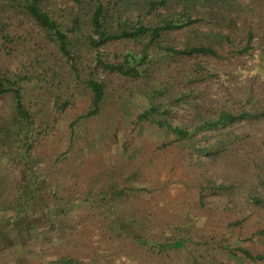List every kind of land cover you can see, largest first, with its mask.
<instances>
[{
  "label": "trees",
  "instance_id": "1",
  "mask_svg": "<svg viewBox=\"0 0 264 264\" xmlns=\"http://www.w3.org/2000/svg\"><path fill=\"white\" fill-rule=\"evenodd\" d=\"M27 86L41 101L25 96ZM75 96L85 107L70 124L69 151L75 124L141 99L132 131L161 132L171 138L161 148L180 146L197 208L220 201L264 216V0H0V160L20 174L17 194L0 204V263L30 254L26 228L67 215L70 201L52 192L32 154ZM105 181L90 180L99 195L85 200L93 219L105 220L104 238L120 241L118 252L164 260L185 251L191 262L221 264L211 254L218 249L264 264V253L152 224L147 212H118L127 194L152 191ZM55 264L82 262L60 255Z\"/></svg>",
  "mask_w": 264,
  "mask_h": 264
},
{
  "label": "rangeland",
  "instance_id": "2",
  "mask_svg": "<svg viewBox=\"0 0 264 264\" xmlns=\"http://www.w3.org/2000/svg\"><path fill=\"white\" fill-rule=\"evenodd\" d=\"M25 96L34 97L35 101L42 99L31 86L25 88ZM143 102L134 99L109 104L92 121L75 124L77 139L69 151L70 124L85 107L83 100L75 96L74 105L32 154V162L41 176L52 182V192L55 190L58 196L70 201L67 215H58L52 225L51 220H43L32 235L26 228L31 256L23 254L16 262L6 255L5 264H55V257L60 255L74 257L82 264H197L188 260L185 251L169 253L163 260L156 254L115 250L120 241L104 238L105 220L93 219L88 202L99 195L89 185L90 180L99 177L106 178L103 186L111 189L130 186L152 191L127 194L116 208L122 214L147 212L155 216L152 224L192 231L201 237L213 236L233 249L264 253V216L247 210L235 211L220 201L209 212L201 211L194 204L195 189L181 162L180 146L161 148L162 143L171 139L161 132L132 131L131 121L141 111ZM48 106L54 107L53 101ZM6 108L0 99V112ZM60 154L63 156L57 157ZM17 168L7 159L0 160V204L9 202L17 194L11 186L20 177ZM209 199L217 200L216 197ZM211 254L221 264H245L240 254L218 249L211 250Z\"/></svg>",
  "mask_w": 264,
  "mask_h": 264
}]
</instances>
